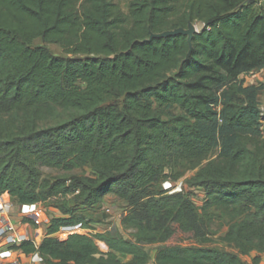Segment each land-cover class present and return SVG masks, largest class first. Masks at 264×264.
<instances>
[{
    "label": "trees",
    "instance_id": "16d2710c",
    "mask_svg": "<svg viewBox=\"0 0 264 264\" xmlns=\"http://www.w3.org/2000/svg\"><path fill=\"white\" fill-rule=\"evenodd\" d=\"M125 1L126 13L114 0H0V196L22 207L52 201L59 213L40 245L9 250L43 264H261L264 84L241 77L264 69V0ZM188 23L203 28L187 60L182 35L148 41ZM187 173L186 188L204 192L199 208L161 187ZM108 195L127 205L132 239L56 237L91 230ZM223 228L229 251L212 246Z\"/></svg>",
    "mask_w": 264,
    "mask_h": 264
},
{
    "label": "rangeland",
    "instance_id": "374dc122",
    "mask_svg": "<svg viewBox=\"0 0 264 264\" xmlns=\"http://www.w3.org/2000/svg\"><path fill=\"white\" fill-rule=\"evenodd\" d=\"M114 1H115V3H117L120 6V8L122 9L123 12H125V13L127 12L128 5H127L125 0H114ZM194 26H195V30L197 32L201 31V29L203 28V25L200 23H196ZM33 46L34 47L45 46L53 56L66 57L64 55L63 51L57 45H45L40 40H36L33 43ZM241 79L244 81V86L260 87L261 85L264 84V69L261 71L253 72L249 75L243 76V77H241ZM258 103H259V109H260V133H261L262 139L264 140V90H262L260 92V95L258 97ZM171 112L177 113V111H171ZM40 171L44 177H51V178L56 177V178H62V179H68L71 177H78L81 175L90 176V174H91L90 170H88V169H85L83 171L69 172V173L55 171V170H51V169H47V168H41ZM192 175H193V173H187L185 175V177H183L179 182L174 183V184H171L169 182H163L161 187H162V189H166L167 187H169L171 193L173 191L174 192L182 191V193L187 198H189L197 208H199L205 202L204 192L201 189H189V188H186V186H185V180L187 178L191 177ZM8 200L11 202L13 209L15 208V210H17L19 208L17 206V204L15 202H13L12 199H8L7 197H3L1 201H8ZM41 207L44 210L45 215L47 216L48 219L50 217H56L59 215L58 210L55 207L54 202H52V201L48 202L44 205H41ZM127 212H128V207L122 200H120L119 198H117L113 195H108L104 198L103 203L101 205V208L93 213L94 218L97 219L98 223L92 224V225H96V226L103 225V226H100L97 228L98 231L110 232L112 235L119 232V233H121V235L123 237L130 240V239H132V235L134 232L132 230L124 229L122 227V224H121L122 219L127 214ZM20 219L22 220L25 218L21 217ZM4 227L9 229V226H7V227L4 226ZM211 229H212V231H215L216 230V224H215V226H212ZM72 230H75V228ZM225 231H226V229L223 228V229L219 230L215 236L211 237V239L213 241L212 246L220 248V249H226L227 251H229V249L225 248L224 245H222L218 241V238ZM69 233H70V230L62 229L60 231V233H58L56 235V237L65 238L67 235H69ZM77 234H81V233H77ZM44 236H45V233L43 235H41V232L38 231L37 239L39 241H40V239L42 241ZM25 237L26 236L24 235L23 237H18V238L25 239ZM13 238L14 237H10L8 240H12ZM27 239L28 238L26 237L25 240H27ZM190 244L191 243H185L184 245H190ZM157 248H158V245L145 246V249L147 251H149L152 256L156 252ZM3 249L5 250V248H3ZM242 260L245 264H250V262H251L250 258H247V257L242 258ZM11 261H14V259H12ZM263 261L264 260H262V263H263ZM149 264H152V262H150Z\"/></svg>",
    "mask_w": 264,
    "mask_h": 264
},
{
    "label": "crops",
    "instance_id": "0c3cea01",
    "mask_svg": "<svg viewBox=\"0 0 264 264\" xmlns=\"http://www.w3.org/2000/svg\"><path fill=\"white\" fill-rule=\"evenodd\" d=\"M3 197H7L8 199H12L13 202H16V200H14L13 198H11L8 194H4L0 196V201L2 200ZM17 206L20 208H18L17 210H15V208L13 209V207L6 213H2L0 214V227L1 226H9L10 231L7 233V236H11V237H15L17 238V243L20 240H25L26 237L28 238L27 240L33 241L37 246L40 245V241L37 239V233L38 231L41 232V235H43L45 232V228L46 225L49 221V219L47 218V216L45 215L44 210L41 207V204H38L36 206H34L32 209H26L20 205L17 204ZM20 211V212H19ZM21 217L27 218V219H31L33 220L37 225L38 228L34 229L33 227H31L28 224H23L22 220L20 219ZM57 217V216H56ZM103 226V225H92V229L91 230H87L89 232V234L92 233H105V232H101L98 231V227ZM26 236L25 239H20L18 237H23ZM45 237V236H44ZM7 242H11V240H7ZM9 247V246H8ZM8 247H4L5 250L3 248H0V264H11L12 259H14V261L17 262V264H43L41 263L38 258H36V256H26L23 253H21L20 251H9V254L6 255L5 252L6 250H8ZM264 260V259H263ZM264 264V261L263 263Z\"/></svg>",
    "mask_w": 264,
    "mask_h": 264
},
{
    "label": "built area",
    "instance_id": "2783aa9c",
    "mask_svg": "<svg viewBox=\"0 0 264 264\" xmlns=\"http://www.w3.org/2000/svg\"><path fill=\"white\" fill-rule=\"evenodd\" d=\"M166 189H170V188L167 187ZM11 207H12V204H11V202L9 200L8 201H0V214L8 212L11 209ZM33 207L34 206H32V207H24V208H26L27 210L28 209L30 210ZM74 228H75V230H72ZM62 229L70 230L69 235L77 234V233H81L82 235L89 234V232L87 230H83L80 226L66 227V228H62ZM9 231H10V229H7V228H5L3 226L0 227V248H4V247H8V246L11 247L12 245L17 244V240H16L17 238H15V237L11 240V242H7V240L11 237V236H7V233ZM58 238H60V237H58ZM21 241H24V240H20L18 243H20ZM9 247H8V250H6V252H5L6 255L9 254V251H10ZM36 258H38V260L40 261V258L38 256H36ZM11 264H17V262L13 261V262H11Z\"/></svg>",
    "mask_w": 264,
    "mask_h": 264
},
{
    "label": "water",
    "instance_id": "95a60500",
    "mask_svg": "<svg viewBox=\"0 0 264 264\" xmlns=\"http://www.w3.org/2000/svg\"><path fill=\"white\" fill-rule=\"evenodd\" d=\"M259 1V0H256ZM197 31L195 30V26L192 23H188L186 28H177L174 30H168V31H164L162 33L159 34H153L151 33L149 36L148 41L152 40V39H162V38H167V37H174V36H178V35H182L184 37H186L187 39V43L189 46V52L186 55V59L187 60L191 54V50H192V39L194 34H196Z\"/></svg>",
    "mask_w": 264,
    "mask_h": 264
}]
</instances>
